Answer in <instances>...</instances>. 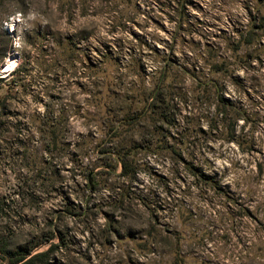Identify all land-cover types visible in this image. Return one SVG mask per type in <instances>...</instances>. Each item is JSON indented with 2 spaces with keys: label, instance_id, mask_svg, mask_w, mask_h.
<instances>
[{
  "label": "rangeland",
  "instance_id": "374dc122",
  "mask_svg": "<svg viewBox=\"0 0 264 264\" xmlns=\"http://www.w3.org/2000/svg\"><path fill=\"white\" fill-rule=\"evenodd\" d=\"M0 78L18 264H264V0H0Z\"/></svg>",
  "mask_w": 264,
  "mask_h": 264
},
{
  "label": "trees",
  "instance_id": "16d2710c",
  "mask_svg": "<svg viewBox=\"0 0 264 264\" xmlns=\"http://www.w3.org/2000/svg\"><path fill=\"white\" fill-rule=\"evenodd\" d=\"M1 79V78H0ZM3 212V207L1 206V202H0V215ZM48 252H43V253H39V254H34L31 255L24 264H29L31 263L33 260H36L40 257H43L44 255H46ZM30 254H28L27 252L22 253V252H11V250L8 248V242L7 240L0 236V264H18L21 261H23L25 258H27Z\"/></svg>",
  "mask_w": 264,
  "mask_h": 264
},
{
  "label": "bare ground",
  "instance_id": "6f19581e",
  "mask_svg": "<svg viewBox=\"0 0 264 264\" xmlns=\"http://www.w3.org/2000/svg\"><path fill=\"white\" fill-rule=\"evenodd\" d=\"M11 61H12V60H9L8 62H10V63H11ZM10 65H11V64H7V66H8V67H9Z\"/></svg>",
  "mask_w": 264,
  "mask_h": 264
}]
</instances>
